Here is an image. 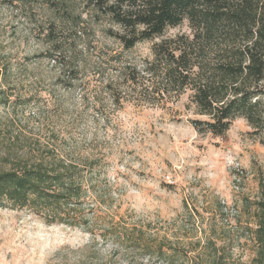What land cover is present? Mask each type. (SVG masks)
I'll use <instances>...</instances> for the list:
<instances>
[{
	"label": "rangeland",
	"instance_id": "1",
	"mask_svg": "<svg viewBox=\"0 0 264 264\" xmlns=\"http://www.w3.org/2000/svg\"><path fill=\"white\" fill-rule=\"evenodd\" d=\"M85 4L0 0V168L9 139L28 141L85 165L89 179L81 225L0 207V264H262L264 121L199 131L209 117L155 52L192 37L188 21L125 49L107 31L118 26Z\"/></svg>",
	"mask_w": 264,
	"mask_h": 264
},
{
	"label": "trees",
	"instance_id": "2",
	"mask_svg": "<svg viewBox=\"0 0 264 264\" xmlns=\"http://www.w3.org/2000/svg\"><path fill=\"white\" fill-rule=\"evenodd\" d=\"M84 9L87 15L116 24V31L110 27L108 34L125 49L188 21L192 37L167 38L155 52L164 58L169 84L192 90V101L209 117L194 126L222 135L237 116L262 125L264 0H86ZM82 31L86 28L79 25L73 41ZM70 56L74 61L77 51ZM9 143L3 154L8 165L0 168V207L27 209L47 223L81 225L89 180L85 165L48 145L37 147L28 141L17 145L11 139ZM260 188L256 262L264 264V178Z\"/></svg>",
	"mask_w": 264,
	"mask_h": 264
}]
</instances>
